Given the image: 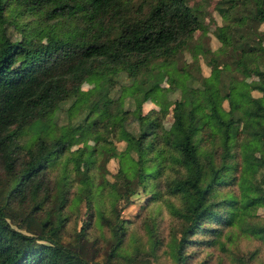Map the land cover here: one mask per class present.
Segmentation results:
<instances>
[{
    "label": "trees",
    "instance_id": "trees-1",
    "mask_svg": "<svg viewBox=\"0 0 264 264\" xmlns=\"http://www.w3.org/2000/svg\"><path fill=\"white\" fill-rule=\"evenodd\" d=\"M12 5L36 14L31 29L10 18ZM217 10L223 20L212 33L220 44L209 74L197 78L178 64L185 51L197 60L209 49L189 40L202 23L185 0H0V264H156L132 254L113 261L130 222L115 201L129 202L137 186L155 201L159 173L179 198L167 202L179 220L170 244L178 264H186L188 246L214 244L224 226L245 224V210L264 204V0H218ZM46 33L53 40L40 42ZM87 78L95 84L83 88ZM174 88L180 95L165 127L160 111L143 112L142 104L153 93L164 106ZM237 97L242 108L233 105ZM61 110L77 116L58 124ZM94 133L102 139L91 143ZM75 138L82 144L70 150ZM103 155L118 157L112 181L99 172ZM75 156L81 165L69 163ZM107 186L114 215L99 201ZM69 199L88 206L74 244L62 239ZM92 210L110 230L103 254L87 235ZM10 216L22 218L24 230ZM245 228L264 240V221Z\"/></svg>",
    "mask_w": 264,
    "mask_h": 264
},
{
    "label": "rangeland",
    "instance_id": "rangeland-1",
    "mask_svg": "<svg viewBox=\"0 0 264 264\" xmlns=\"http://www.w3.org/2000/svg\"><path fill=\"white\" fill-rule=\"evenodd\" d=\"M68 1V0H67ZM199 14L202 26L195 29L190 35L189 40L196 42L198 39L208 50L202 51L199 54L197 60L192 59L188 51L178 56V64L183 65L185 68H189L196 77L199 78L200 74L207 75L210 72V66L208 63V57L215 54L214 49L218 47L220 41L212 33L218 23L223 20L217 10L218 0H185ZM10 18L17 20L24 29H31L32 24L37 20L35 13H30L27 10H23L22 7L12 5L9 9ZM58 17H49V22H55ZM57 22H55L56 24ZM59 25V23H57ZM205 30L206 34H203L201 30ZM17 31V30H15ZM65 33V32H64ZM68 35V34H67ZM53 40V37L46 33L41 39L42 43H49ZM264 44V37L261 38ZM172 70L169 71L171 73ZM231 74L238 77H244L247 80L257 78L251 72H236L231 71ZM198 83L195 81L194 83ZM95 84L93 78H87L82 83L83 88L90 87ZM168 76L162 82L163 86L169 85ZM119 89L115 85L113 89V95H119ZM255 95H260L261 92L257 89L251 90ZM180 95L179 88H174L169 91L166 103L161 105L160 96L150 94L148 98L142 104V111L146 112L149 109H156L160 111L161 123L165 127H168L173 120V99ZM169 99V101L167 100ZM69 101L64 103V107L68 105ZM125 108H131L132 104L127 102V98L123 100ZM240 105L243 107V103L239 97L233 99V105ZM225 108L229 107V102L223 100ZM77 113L66 116V111L61 110L58 112L57 123H67L70 119L76 118ZM131 119V116H130ZM241 120L235 123V127H240ZM136 131V123L131 124ZM27 137V136H25ZM107 138L113 139L117 150L124 147V141L116 139L113 135H107ZM97 139H102L100 133H94L89 136L88 141L91 143ZM82 144L80 138H75L69 145V149H75ZM256 153H253V156ZM252 155V154H251ZM103 160V161H102ZM104 171H99L102 175L112 181L114 175L118 171V157L113 156L108 160H105L103 155ZM82 159L79 156H75L73 160H70V164L81 165ZM167 170V169H165ZM164 173H159L155 180L159 181L156 187L160 190V194L156 197L155 201L148 200L150 193L142 189L140 186L134 188V192L129 196V202H124L123 198L115 201V208L119 210L120 216L126 217L130 220L127 226L126 233L124 234L121 255L114 258V263H127L128 260L123 255H134L136 259L142 261H149L156 264H178L177 260L173 257L170 244L175 243V238L179 236V220L178 217L170 212L167 202L173 201L179 204V198L173 194H170L166 190V186L163 184ZM109 186L103 189V194L100 195L99 201L103 206L105 213L110 214L112 208V194L108 191ZM234 191L237 193L239 189L234 185ZM65 210L69 212L68 220L65 222L62 239L64 242L74 244L76 242V233L83 225L84 219L88 217V206L82 200L80 202L71 203L69 199V205ZM92 210L90 216V224L87 226V235L91 238H95L96 242L100 245L98 252L100 254L106 253L109 248L110 230L107 223L104 221L101 225L95 222V212ZM115 211L111 212L114 215ZM108 216V215H107ZM245 218L246 223H252L254 221H264V204H259L250 211L245 210L242 216ZM9 221L15 227H21L24 230V224L22 218L19 216H10ZM246 223L240 225L235 221L232 224L224 226L219 239L212 245L206 246L204 243L193 244L187 247L189 256L187 257L186 264H264V240L257 234L251 233L250 230H246ZM200 235V234H199ZM207 235V234H206ZM204 235V237H206ZM200 237H202L200 235ZM109 239V240H108ZM157 239L156 242H153Z\"/></svg>",
    "mask_w": 264,
    "mask_h": 264
}]
</instances>
